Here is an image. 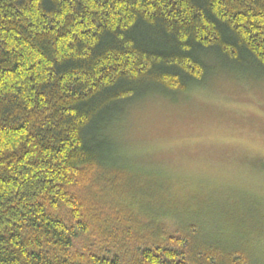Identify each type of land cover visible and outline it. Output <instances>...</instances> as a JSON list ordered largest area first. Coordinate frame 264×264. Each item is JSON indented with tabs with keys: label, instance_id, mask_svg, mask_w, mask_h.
I'll use <instances>...</instances> for the list:
<instances>
[{
	"label": "trees",
	"instance_id": "trees-1",
	"mask_svg": "<svg viewBox=\"0 0 264 264\" xmlns=\"http://www.w3.org/2000/svg\"><path fill=\"white\" fill-rule=\"evenodd\" d=\"M217 66L264 75V0H0V264H264L259 195L214 218L112 136Z\"/></svg>",
	"mask_w": 264,
	"mask_h": 264
},
{
	"label": "rangeland",
	"instance_id": "rangeland-1",
	"mask_svg": "<svg viewBox=\"0 0 264 264\" xmlns=\"http://www.w3.org/2000/svg\"><path fill=\"white\" fill-rule=\"evenodd\" d=\"M215 69L200 87L146 93L128 106L112 135L130 167L186 188L185 201L209 198L214 209L206 212L214 218L217 201L239 200L241 191L264 202L261 76L249 68Z\"/></svg>",
	"mask_w": 264,
	"mask_h": 264
},
{
	"label": "snow or ice",
	"instance_id": "snow-or-ice-1",
	"mask_svg": "<svg viewBox=\"0 0 264 264\" xmlns=\"http://www.w3.org/2000/svg\"><path fill=\"white\" fill-rule=\"evenodd\" d=\"M260 93L261 96H264V75L261 76L260 79ZM262 107H264V101H262ZM160 147V146H157ZM163 147H167V145H164ZM259 151L262 155H264V137L261 138L260 143H259Z\"/></svg>",
	"mask_w": 264,
	"mask_h": 264
}]
</instances>
